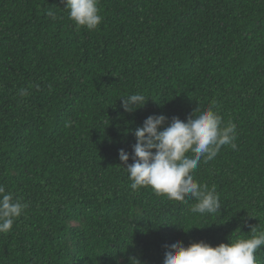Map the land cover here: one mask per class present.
Instances as JSON below:
<instances>
[{"label":"trees","instance_id":"1","mask_svg":"<svg viewBox=\"0 0 264 264\" xmlns=\"http://www.w3.org/2000/svg\"><path fill=\"white\" fill-rule=\"evenodd\" d=\"M98 6L89 31L63 0H0V184L28 205L0 233V264H163L174 240L215 246L264 231V0ZM133 93L149 98L125 112L120 97ZM196 107L237 132L236 149L193 173L220 198L206 216L190 211L195 200L132 191L119 159L149 115L186 120Z\"/></svg>","mask_w":264,"mask_h":264},{"label":"clouds","instance_id":"2","mask_svg":"<svg viewBox=\"0 0 264 264\" xmlns=\"http://www.w3.org/2000/svg\"><path fill=\"white\" fill-rule=\"evenodd\" d=\"M63 3L77 30L81 27L95 30L103 20L99 0H63ZM46 15L52 20L58 19L51 9ZM30 87L18 89V95L26 98L31 94ZM35 87L39 90L40 85ZM120 98H123L124 111L133 112L143 107L149 97L133 93ZM66 126H70V122ZM133 134L136 142L132 145V153L119 150V159L128 173L132 191L150 187L157 196H166L170 201L195 200L190 211L200 216L220 212L222 206L215 189L201 184L193 173L202 160L215 159L223 146L236 149L235 124H223L213 107H196L186 120L173 116L169 121L163 114L149 115ZM130 155L132 163H128ZM27 207L0 184V233L10 232ZM249 233L247 238H228V243L215 246L204 240L187 246L174 240L165 246L163 264H258L257 252L264 250V231H258L253 225ZM129 264H141V261L130 256Z\"/></svg>","mask_w":264,"mask_h":264}]
</instances>
